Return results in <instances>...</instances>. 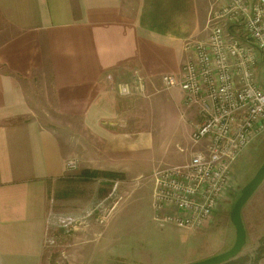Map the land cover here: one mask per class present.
<instances>
[{
    "label": "crops",
    "instance_id": "0c3cea01",
    "mask_svg": "<svg viewBox=\"0 0 264 264\" xmlns=\"http://www.w3.org/2000/svg\"><path fill=\"white\" fill-rule=\"evenodd\" d=\"M216 7L213 0H0V264H48L57 255L47 241L57 222L51 190L83 143L86 169L122 171L128 181L140 178L129 168L143 154L154 158L148 173L189 161L185 141L179 157L170 155L177 161H163L171 146L161 137L170 135L180 90L142 98L133 78L142 76L149 90L161 88L163 76L178 77L186 46L206 40ZM40 80L48 82L42 102ZM125 83L129 98L118 95ZM142 116L154 120L153 130L140 124ZM53 120L61 123L47 127ZM66 121L75 137L67 152L57 133ZM204 150L202 144L196 152ZM245 213L252 234L253 211ZM257 223L264 225L260 214ZM114 231L105 227L99 238ZM77 237L58 252L71 254L73 264H105L103 248L75 243Z\"/></svg>",
    "mask_w": 264,
    "mask_h": 264
},
{
    "label": "built area",
    "instance_id": "2783aa9c",
    "mask_svg": "<svg viewBox=\"0 0 264 264\" xmlns=\"http://www.w3.org/2000/svg\"><path fill=\"white\" fill-rule=\"evenodd\" d=\"M205 41L190 42L179 76H163L165 89H179L185 106L198 110L189 161L158 169L153 181L154 219L183 229L208 226L227 197L231 169L257 135L264 133V0H213ZM143 84V77L135 73ZM120 93H129L127 85ZM66 166L76 168L75 160ZM115 192V190H113ZM102 203L92 213L103 211ZM89 215V214H88ZM66 216L58 228L71 230ZM47 241L53 245L54 236Z\"/></svg>",
    "mask_w": 264,
    "mask_h": 264
},
{
    "label": "rangeland",
    "instance_id": "374dc122",
    "mask_svg": "<svg viewBox=\"0 0 264 264\" xmlns=\"http://www.w3.org/2000/svg\"><path fill=\"white\" fill-rule=\"evenodd\" d=\"M133 79L137 83L136 91H139L143 96L146 94L142 98L152 96L155 92L160 95L179 90L177 88L167 90L162 85L161 88L147 90L144 81L143 84H139L135 76ZM121 85L128 86L129 93L127 95L120 93ZM39 86L40 101L42 102L43 95L48 90L46 88L48 82L40 80ZM132 91L128 83L118 85V95L122 98L131 97ZM177 94L183 98L182 93ZM176 103L179 105L173 104L171 124H167L170 135L161 137L165 144L171 146V150L167 152V158L163 159L165 163L177 161L172 159L170 155L174 158L180 156V150L184 145L183 141L186 142L187 148L189 144L191 147V141L187 142L188 135L199 122L198 110L193 111L196 108L185 106L184 100H181V103ZM191 112H194L196 116H190ZM40 115L50 117L49 114ZM145 118L143 120L142 116L140 124H151V130H153L154 120L149 121ZM46 123L48 124L47 127L54 129L61 121L53 120L46 121ZM155 123L158 124L157 130L166 131L161 122L156 121ZM64 126L62 127L64 131L61 130L57 133L61 136L60 139L64 141L67 152L68 142L74 141L75 137H69L67 121L64 122ZM82 146L84 147V143ZM83 147L78 150L76 156L67 159V161L75 160L76 168L70 169L65 166L64 177L55 185L54 192L51 190V195L54 198L53 200L50 196L53 205L52 213L55 214L57 220L54 236L56 244L52 246V250L57 255L50 257L48 264H73L72 259L69 261L71 254L68 255L65 251L58 252V245L63 246L67 244L68 240L77 236L75 243L97 246L99 249L103 248L108 254L105 264H190L220 255L229 250L235 241V230L230 222L232 206L239 196L240 190L252 179L264 161V133H262L253 138L252 142L234 162L231 169L230 186L226 193L227 197L219 201L209 229L188 230L169 223L160 226V222L154 219L155 212L152 202L154 187L151 179L152 172L148 173L154 158H151L150 154H143L140 161L135 160L134 163H131L135 166L129 169L134 176L140 178L128 181L126 174L122 171L86 169L85 167L90 166V162L84 159ZM187 148L185 149L187 150ZM197 148L192 145L191 151H196ZM161 150L157 152V156L162 154ZM91 159L94 161L97 156H93ZM168 165L174 164H164V168H167ZM84 170L114 172L117 176L112 179L89 178L83 174ZM100 203H102L104 210L99 213H92ZM247 204L241 211L243 225V213L245 217V210L249 208L253 211L255 226L250 228L252 234L247 233L244 226L246 243L238 256L247 254L251 256L259 246L262 236H264V225L257 223L259 214L264 217V182ZM66 216L73 217L76 223L71 230L63 232V229L60 230L58 226ZM108 226L111 230L118 232L106 233L104 237L99 238L100 231ZM117 238L119 239L116 241ZM261 262H264V254Z\"/></svg>",
    "mask_w": 264,
    "mask_h": 264
},
{
    "label": "water",
    "instance_id": "95a60500",
    "mask_svg": "<svg viewBox=\"0 0 264 264\" xmlns=\"http://www.w3.org/2000/svg\"><path fill=\"white\" fill-rule=\"evenodd\" d=\"M264 182V161L254 174L252 179L240 190L239 196L235 200L231 212L230 222L235 230V241L233 246L226 252L212 258L190 264H224L236 258L242 251L246 243V233L242 222L241 211L256 190Z\"/></svg>",
    "mask_w": 264,
    "mask_h": 264
},
{
    "label": "trees",
    "instance_id": "16d2710c",
    "mask_svg": "<svg viewBox=\"0 0 264 264\" xmlns=\"http://www.w3.org/2000/svg\"><path fill=\"white\" fill-rule=\"evenodd\" d=\"M84 175H87L89 178H115L117 175L114 172L107 171H89L84 170ZM259 246L256 248L254 253L250 255L237 256L236 258L224 263V264H260L261 258L264 254V236L260 240Z\"/></svg>",
    "mask_w": 264,
    "mask_h": 264
}]
</instances>
